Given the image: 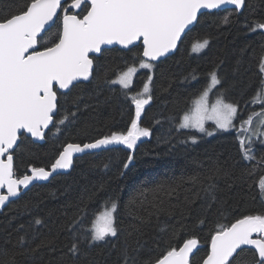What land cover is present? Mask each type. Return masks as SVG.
Returning <instances> with one entry per match:
<instances>
[{
	"label": "snow or ice",
	"instance_id": "6c2138e0",
	"mask_svg": "<svg viewBox=\"0 0 264 264\" xmlns=\"http://www.w3.org/2000/svg\"><path fill=\"white\" fill-rule=\"evenodd\" d=\"M228 5L239 12L246 7V0H20L14 6L0 8V211L19 199L34 182L48 181L54 174H60L58 170L72 169L75 154L110 145L135 150L138 140L151 136V129L141 127V121L146 106L154 100L153 70L157 67L154 62L177 48L185 30L198 22L201 10ZM222 23L230 24L231 15H226ZM53 28L55 31L50 32ZM245 31L264 33V18L246 24ZM208 45V39L198 41L192 51H202ZM110 46L128 57L125 70H120L114 79L106 73L105 82L119 85L124 99L134 106L130 126L91 142L65 143L47 168L29 165L24 174L18 175L16 154L31 152L26 141L32 144L46 141L49 134L58 138L63 130L61 126L66 129L75 122L79 104L75 111L65 110L61 116L68 94L80 82L94 78L100 58L110 51ZM257 68L256 91L249 102L259 104L261 111L253 110L240 120L238 142L243 161L264 165V156L258 158L254 149L257 139L264 144V46ZM140 70H147L146 79L140 90L131 92L134 77ZM191 78L198 79L195 73ZM214 90L215 98L210 99ZM228 93L216 65L207 73L206 82L191 100V106L180 118H173L175 130H194L213 136L214 131L206 127L208 122L215 130L235 128L239 105L227 100ZM189 139L192 144L198 141L196 135ZM133 160L129 154L122 169L127 170ZM123 170L120 176L124 175ZM255 172V166L246 168L242 177ZM229 176L231 172L224 163L216 162L205 175L197 173L175 182L141 187L125 205L130 230L122 241L117 199L105 201L87 224L84 222L87 212L80 209L55 233L52 229L59 217L53 220L52 213L48 219L34 215L33 208L39 205L25 201L18 214L0 227V264H53L57 254L58 264H107L113 252L117 254L116 264H197L196 253L202 241L195 233L181 238L187 227L184 224L171 227L167 240H154L157 253L142 260L144 228L153 217L159 219L161 213L176 215L172 201H179L187 191V183L202 185L208 198L203 214L196 221L205 225L208 210L217 204L222 209L227 203L219 200L216 193L218 181ZM102 188L103 185L98 190ZM257 188L264 199V176L258 179ZM221 209L218 212L223 215ZM24 215L29 219L21 221ZM61 215L67 217L68 213ZM166 228L161 227L160 231L165 232ZM42 230H47L50 236L37 243ZM62 234L66 243H60ZM203 244L206 247L199 264H264V210L238 215L228 224H218ZM108 245L107 257L101 261L93 250ZM42 249L49 259L37 256Z\"/></svg>",
	"mask_w": 264,
	"mask_h": 264
},
{
	"label": "trees",
	"instance_id": "16d2710c",
	"mask_svg": "<svg viewBox=\"0 0 264 264\" xmlns=\"http://www.w3.org/2000/svg\"><path fill=\"white\" fill-rule=\"evenodd\" d=\"M19 2L20 0H0V8L6 9ZM226 15H231V23L228 25L222 23ZM261 18H264V0H246V7L239 12L227 9L200 15L196 25L185 35L177 52L160 62H154L157 64L153 70L154 100L146 106L141 121V127H149L152 135L138 140L135 150L116 145L77 158L69 173L59 175L47 184L33 186L0 211V227L5 226L10 217L18 214L25 201H31L33 205H39L38 208H33L34 215L48 219V214L52 213L53 220L59 217L52 229L55 233L82 208L87 212L84 221L87 224L93 214L102 209L104 202L111 198L117 199L120 204L117 215L122 229V241L130 230V219L125 205L137 190L143 186L155 187L160 183L175 182L181 177L197 173L205 175L216 162H221L231 172V176L218 181L219 190L216 195L219 200L227 203L222 209L220 204L209 209L205 225H199L196 221L203 214V206L208 198L202 190V185L187 183V191L180 196L179 201H172V204L176 205V215L161 213L159 219L153 217L151 223L144 228L142 260H147L157 253L154 240H167V231L171 227L178 228L180 224H184L187 227L181 238L195 233L202 241L200 250L196 253L199 264L206 247L203 241L218 224H228L234 222L238 215L264 210V200L257 188L258 179L264 176V165L241 159L238 133L220 131L217 136L207 138L195 131H176L173 118H180L191 106V100L206 82L207 73L216 65L220 67L223 87L229 90L227 100L239 105L238 122L253 110L261 111L259 104L249 101L258 82L256 73L264 46V33L245 31L246 24ZM54 31V28L50 30ZM204 39L209 40L208 49L201 55L194 53L193 44ZM126 59L128 57L124 52H118L114 48L100 58L94 78L73 88L61 111L62 116L65 110L75 111L76 105L79 104L80 111L75 122L66 129L61 126L63 130L58 138L49 134V138L43 143L32 144L26 141L31 152L16 154L18 175L24 174L29 165L47 168L65 143L91 142L110 135L113 131H124L130 126L134 106L124 99L120 86L105 82L106 73L114 79L120 70H125ZM237 68L238 71H234ZM146 73L147 70L137 73L131 92L142 88ZM193 73L198 79L191 78ZM186 77L189 79L186 80ZM165 88L168 89L166 92L163 91ZM157 120L160 121L159 124L156 123ZM191 135L198 137L197 143L192 144L189 139ZM129 154L133 155L134 160L127 170H123L122 165L127 161ZM105 165L108 167L105 168ZM252 166L256 167V172L242 177L245 169L250 170ZM122 170L124 175L120 176ZM228 184L233 186L228 188ZM101 185L102 190H98ZM218 209L224 214L220 215ZM65 211L68 213L67 217L61 215ZM28 219L27 215L21 217V221ZM165 226L166 231L161 232L160 228ZM49 236L47 230H42L37 243L46 241ZM60 243H66L63 234ZM109 249L110 245L94 249L93 252L103 261ZM37 256L49 259L44 249L37 253ZM58 260L59 254L53 264H58ZM116 261L117 254L113 252L111 257L107 258V264H116Z\"/></svg>",
	"mask_w": 264,
	"mask_h": 264
},
{
	"label": "water",
	"instance_id": "95a60500",
	"mask_svg": "<svg viewBox=\"0 0 264 264\" xmlns=\"http://www.w3.org/2000/svg\"><path fill=\"white\" fill-rule=\"evenodd\" d=\"M227 9H234V6L228 5V6H222L220 9H214V10H201V13H202V14H205V13L213 12V11H216V10H227ZM242 10H243V9H242ZM242 10H240V11H242ZM202 14H201V15H202ZM199 17H200V16H199ZM195 25H196V23H194L193 25H190L189 28L185 30V32H184V33L182 34V36H181L180 41L178 42V46H177V48H176L175 50H173L171 53H169L166 57H162L160 61H162V60H164V59H166V58H168V57L174 55V54L177 52V50H178V48H179V46H180L182 40L184 39L185 35H186L190 30H192V28H193ZM116 47L118 48V46H116ZM110 49H113V48H111V46H110ZM160 61H158V62H160ZM82 82H88V81H82ZM80 83H81V82H80ZM43 142H44V141H39V142H36V143H43ZM112 146H116V145H110V146L102 147V148H100V149L86 150L85 153L75 154V156H74V162H75V160H76L77 158H79V157L85 156V155H87V154H92V153L101 152V151L106 150V149H108V148H110V147H112ZM71 170H72V169H69V170H58L60 174H54V177H53V178H55V177H57V176H59V175L67 174V173H69ZM53 178H50L48 181H36V182H34L33 185H31V186L29 187V189H27L24 193H26L28 190H30L33 186H35V185H37V184H47V183H49ZM15 200H17V199H15ZM15 200H13V201H15ZM13 201H12V202H13ZM9 204H10V203H8L7 206H8ZM7 206H6V207H7Z\"/></svg>",
	"mask_w": 264,
	"mask_h": 264
},
{
	"label": "rangeland",
	"instance_id": "374dc122",
	"mask_svg": "<svg viewBox=\"0 0 264 264\" xmlns=\"http://www.w3.org/2000/svg\"><path fill=\"white\" fill-rule=\"evenodd\" d=\"M208 46H209V45H208ZM207 49H208V47L205 48V49L202 50V51L194 52V53H196V54H198V55H201V54H203ZM134 79H135V77H134ZM133 83H134V80H133ZM117 86H119V85H117ZM214 98H215V90H214V92H213L212 94H210V99H214ZM234 123L236 124V127H235V128L230 129V130H228V131H224V130H215L214 125H213L211 122H208V123L206 124V127H208L210 130H213V131H214V135H213V136H205V135H203V134H202V135L205 136V137H207V138H213V137L217 136V134H218L220 131H223V132H235V133H238V135L241 136V129H240V123L238 122V116H237V119H236V121H235ZM189 131H194V130H189ZM254 149H255V154H256L257 157H258V156H260V157L264 156V144H261L259 139L256 140V142H255V144H254ZM263 200H264V199H263Z\"/></svg>",
	"mask_w": 264,
	"mask_h": 264
}]
</instances>
